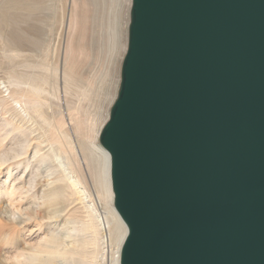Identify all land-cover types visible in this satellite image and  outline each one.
<instances>
[{
    "label": "water",
    "instance_id": "obj_1",
    "mask_svg": "<svg viewBox=\"0 0 264 264\" xmlns=\"http://www.w3.org/2000/svg\"><path fill=\"white\" fill-rule=\"evenodd\" d=\"M99 142L119 264H264V0H131Z\"/></svg>",
    "mask_w": 264,
    "mask_h": 264
},
{
    "label": "rangeland",
    "instance_id": "obj_2",
    "mask_svg": "<svg viewBox=\"0 0 264 264\" xmlns=\"http://www.w3.org/2000/svg\"><path fill=\"white\" fill-rule=\"evenodd\" d=\"M130 6L0 0V264H114L118 230L99 185L96 134L118 93V33L127 48ZM67 173L83 193L66 188L52 222L57 210L40 185Z\"/></svg>",
    "mask_w": 264,
    "mask_h": 264
},
{
    "label": "bare ground",
    "instance_id": "obj_3",
    "mask_svg": "<svg viewBox=\"0 0 264 264\" xmlns=\"http://www.w3.org/2000/svg\"><path fill=\"white\" fill-rule=\"evenodd\" d=\"M102 1V0H101ZM96 3V2H95ZM98 3V2H97ZM102 4V3H101ZM129 4L130 2H128V5L126 4V7L129 8ZM98 5V4H97ZM102 6V5H100ZM112 6V5H111ZM113 7V6H112ZM98 8V7H97ZM110 8V7H109ZM131 8V6H130ZM104 10V9H103ZM108 11V10H107ZM115 11V10H114ZM103 12V11H102ZM111 12V10H110ZM119 14V13H118ZM100 15H103L102 13H100ZM110 15V14H109ZM117 15V13L115 14ZM108 17V14L106 15ZM113 16V15H112ZM101 17V16H100ZM106 17V18H107ZM114 17V16H113ZM112 17V18H113ZM126 17H130V12H126ZM110 18V17H109ZM115 18V17H114ZM108 19V18H107ZM116 20V18H115ZM107 22V21H106ZM108 22H110L108 20ZM113 24V23H112ZM116 24V23H115ZM98 25V24H97ZM96 25V26H97ZM101 25V24H100ZM104 25V24H103ZM102 25V26H103ZM108 25V24H107ZM122 28V23L121 25ZM95 26H94V29L95 30ZM108 28V27H107ZM111 28V27H110ZM114 29V27L112 28ZM102 30V29H101ZM116 30V29H115ZM123 30V29H122ZM105 31V30H104ZM106 31H109L108 29ZM114 31V30H113ZM99 32V31H98ZM103 32V31H102ZM115 32V31H114ZM100 33V32H99ZM125 33V32H124ZM122 33L121 34V29L118 33V39H119V45L117 47V61H116V64H117V67H116V71H115V76L117 75L118 73V65H119V57L122 56L123 52L125 53L126 52V35ZM101 34V33H100ZM107 34V33H106ZM113 36V35H112ZM103 37V36H102ZM111 37V36H110ZM101 38V37H99ZM116 38V37H114ZM113 39V38H112ZM95 40V39H94ZM101 40V39H100ZM93 41V39H92ZM103 42V41H102ZM92 43V42H91ZM108 43V42H107ZM100 47V45H99ZM115 49H113L114 51ZM119 50H120V54H119ZM110 52V51H109ZM109 55V54H108ZM111 59V58H110ZM113 60V59H112ZM114 62V60H113ZM115 66V65H114ZM114 76V77H115ZM116 85L118 87L119 85V82H118V77L116 76ZM120 80V78H119ZM115 100V97L113 99L112 102H114ZM108 118H109V115H107ZM103 126H101L102 128ZM100 128V129H101ZM96 136H100V131L96 134ZM100 143V142H99ZM98 150V153L100 155V163H101V174H100V188H101V192L103 193V196L105 197L106 201L108 202V204L111 206V213L114 217V222L113 225H114V228L116 230H118L117 232V240H116V250H115V253H114V264H119V260H120V250H121V246H122V243H123V240L126 236V226L124 225V223L121 221L119 215L117 214V212L115 211L114 209V206H113V192H112V189H111V181H110V158H109V154L105 151V149L102 148H97ZM24 153L20 152V154H18V156L16 157H19V155H23ZM38 154V149H35L34 152H33V158L36 157V155ZM70 164V163H69ZM63 167V166H62ZM21 185L19 186V188L23 185V180L21 179V182H19ZM53 183V186L49 187V184H43V185H40V188L43 187V192H42V197H43V201L46 203L47 207L49 208V210H53L54 208L56 209L57 208V205L60 204V200L62 199L64 193L66 192V188L68 189H71V191L73 192V194H76V195H81L83 193V191L79 190V188H77V186L79 185L78 183V180H76L74 178V176H72L70 173H67L64 175V177L62 178H57L55 179L54 181L51 182V184ZM84 195V194H83ZM57 210V209H56ZM53 216H51L50 218L48 219H51L52 222H56L57 221V218H59L60 216V212L57 211H53L52 213ZM106 225L109 226V224L106 222ZM60 235V234H59ZM62 235V234H61ZM56 237V236H55ZM54 237V238H55ZM57 239V238H56Z\"/></svg>",
    "mask_w": 264,
    "mask_h": 264
}]
</instances>
